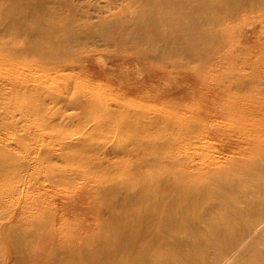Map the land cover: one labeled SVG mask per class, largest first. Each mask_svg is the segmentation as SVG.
Listing matches in <instances>:
<instances>
[{
  "label": "rangeland",
  "instance_id": "obj_1",
  "mask_svg": "<svg viewBox=\"0 0 264 264\" xmlns=\"http://www.w3.org/2000/svg\"><path fill=\"white\" fill-rule=\"evenodd\" d=\"M77 1L83 11L93 12L91 20L98 24L122 5L128 8L126 15H133L147 3ZM225 20H207L203 28L211 36L191 43L170 27H163L169 35L164 40L142 39L141 46L150 50L154 61L146 70L136 62L108 58L126 57L138 48L134 42L120 44L111 34L136 31L142 38L144 27L129 21L127 27H74L65 48L87 50L95 60L58 72L19 56L29 45L15 37L19 31L0 23V53L5 40L13 38L16 44V60L0 55V264H16L21 257L32 264L39 253L48 259L46 264L65 259L71 248L97 234L100 220L110 223L113 212H131L145 185L155 181L159 198L175 193L176 176L202 188L197 195L203 199L216 197L210 186L221 185L224 178L229 189L220 199L237 202L228 210L244 207L246 200L258 204L256 210L264 206L254 187L257 180L243 179L239 168L252 164L262 142L258 138L264 130V21L247 27L252 42L240 43L247 47L243 55H229L216 69L207 64L210 49L235 41L234 34L226 33L233 17ZM32 28L38 33L46 27ZM63 28L55 27L53 38L61 40ZM85 54L79 53L82 59ZM176 64L187 65L191 78L175 71ZM237 83L249 90L230 88ZM55 92L87 96L92 102L87 107L58 103ZM35 106L37 112L29 110ZM7 121L14 128L5 127ZM81 121L88 123L83 136L77 133L83 128ZM35 216L49 233L44 250L46 244L36 230L26 226ZM245 222L233 225L236 240L226 235L224 223H217L223 239L213 241L211 251L218 249L221 259L210 264H246L248 243L258 242L264 249V235L257 236L264 229V214ZM224 245L230 247L227 252Z\"/></svg>",
  "mask_w": 264,
  "mask_h": 264
},
{
  "label": "bare ground",
  "instance_id": "obj_2",
  "mask_svg": "<svg viewBox=\"0 0 264 264\" xmlns=\"http://www.w3.org/2000/svg\"><path fill=\"white\" fill-rule=\"evenodd\" d=\"M146 1V5L139 11H135L133 15H126L128 8L122 5L116 14H112L110 18L98 24L91 20L93 12L89 8L83 11L77 0H0V23L5 27L14 28L13 32L19 31L15 37L29 45V48L24 49L19 56L39 62L58 72L66 69L75 70L80 66L78 62L85 64L88 59L95 60V56L87 53V50L68 51L65 48L68 41L70 42L74 37L72 33L74 27H127L128 21L131 24H138V27H144L146 33L142 38L138 37L136 31L111 34L119 38L120 44L134 42L138 48L132 49V55L108 58L110 61L124 59L123 63L136 62L146 70L154 66V61L150 50L141 46L142 39L153 38L159 41L168 38L169 35L164 33L163 27H170L174 35L185 38L188 43L200 36L208 39L211 32L203 28L207 25L206 21L225 22L226 17L231 15L233 20L227 22L226 33L234 34L235 41L218 48L214 45L210 49L211 53L208 54L207 64L212 63L214 68L218 69L217 67L223 66L229 55L233 57L243 55L247 47L240 43L244 39L248 42L252 39L246 35L251 32L247 27L258 26L264 21V0ZM79 15L83 16L80 18ZM32 27L46 28L37 33ZM55 27H64L61 40L53 38ZM5 41H7L6 46L0 55L16 60L15 52H13L16 46L14 39L9 38ZM80 52L86 53L84 59L79 55ZM204 63L206 64V60ZM204 63L200 67H203ZM176 65L178 69L175 71L182 73L185 78L190 77L187 71L191 69L187 65ZM194 76L197 79H205L200 74ZM14 84L12 89L15 88ZM231 86L230 88L235 87L242 92L249 90L239 83ZM54 96L57 97L58 103H70L78 107H87L92 102L87 96L71 97L56 92ZM38 109L39 106H35L34 110L33 107L29 110L37 112ZM2 123L0 120V124ZM81 125L83 128L77 133H82L79 135L83 136L88 123L81 121ZM6 126L14 128L9 121L6 122ZM258 139H262L259 148L254 151L258 155L254 156L252 164H246L245 167L239 165V168L243 179L252 176L257 180L254 187L259 192V202L264 203V130ZM174 172L172 170V174ZM155 183L154 181L142 188L141 197L131 212H113L110 223L100 220L96 235L87 237L82 245L71 248L69 257L54 259L49 261V264H210V260L221 259V252L216 253L218 249L215 252L211 251L213 241L223 239L220 236L221 229L216 226L217 223H224L226 235L236 240L238 231L233 228L236 222L246 221L245 223L249 224L264 214V206L260 205L261 208L256 210L258 204L254 206L251 200H246L244 207L228 210L236 208L237 202L235 200L224 202L220 199L221 195L229 189L224 178L221 185L210 186L216 197L206 195L207 199H203L200 194L197 195V190L201 189L200 191L203 192V189L184 176H176L175 193L169 192L164 197L160 195V198L154 188ZM208 190L206 186V191ZM101 200L104 203L103 196ZM100 209L101 207L99 211ZM41 221L35 216L26 222V226L36 230L41 243L46 244L42 247L44 250L50 237L49 233L42 230ZM207 223L209 226L202 230L201 226ZM263 235L264 229L257 236ZM222 248L223 252L230 249L225 245ZM20 251L22 253V249ZM37 257L32 264H46L48 261L42 253H39ZM243 259L246 264H264V249H259L258 242L248 243ZM233 263L234 260L227 264ZM16 264H26V262L21 257Z\"/></svg>",
  "mask_w": 264,
  "mask_h": 264
}]
</instances>
